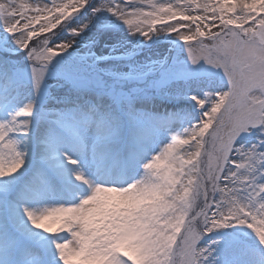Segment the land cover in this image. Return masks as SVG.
Returning a JSON list of instances; mask_svg holds the SVG:
<instances>
[{"label": "snow or ice", "instance_id": "snow-or-ice-1", "mask_svg": "<svg viewBox=\"0 0 264 264\" xmlns=\"http://www.w3.org/2000/svg\"><path fill=\"white\" fill-rule=\"evenodd\" d=\"M0 264H264V0H0Z\"/></svg>", "mask_w": 264, "mask_h": 264}]
</instances>
